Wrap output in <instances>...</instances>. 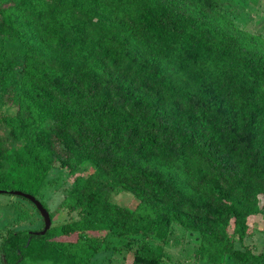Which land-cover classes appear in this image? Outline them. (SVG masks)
<instances>
[{
	"label": "trees",
	"instance_id": "trees-1",
	"mask_svg": "<svg viewBox=\"0 0 264 264\" xmlns=\"http://www.w3.org/2000/svg\"><path fill=\"white\" fill-rule=\"evenodd\" d=\"M225 1L0 0V39L19 45L0 43V189L51 219L36 234L34 204L1 193L17 198L0 204L1 264L106 251L162 264L173 224L196 235L199 260L264 264L244 245L248 217L264 219V36ZM83 163L50 211V174ZM122 190L133 209L113 201ZM34 214L40 226L20 227Z\"/></svg>",
	"mask_w": 264,
	"mask_h": 264
},
{
	"label": "rangeland",
	"instance_id": "rangeland-1",
	"mask_svg": "<svg viewBox=\"0 0 264 264\" xmlns=\"http://www.w3.org/2000/svg\"><path fill=\"white\" fill-rule=\"evenodd\" d=\"M223 10L227 12L230 18L239 25L241 28L253 33L264 36V0H226ZM0 43L6 48L12 51L19 52V45L15 41L0 39ZM92 171V167L83 163L79 166L77 171L70 175L65 171L52 172L50 174L51 182L46 186L43 193L44 202L47 207L52 211L63 198V188L68 185H72L76 182L77 177H85ZM17 199L14 196H9L0 193V204L4 205ZM113 201L126 206L129 209H133L138 200L127 190H122L112 197ZM25 203V202H24ZM29 207V203H25ZM3 209V206H1ZM19 212H15V216ZM2 217V211L0 210V219ZM67 217L66 211L61 210L56 213L54 219L61 221ZM32 219H36L33 224H30L28 220L24 221L20 227H37L41 225V220L38 215L34 214ZM264 219L260 214H254L248 217L249 233L244 240V245L248 246L255 253L264 252V233L262 227ZM2 225V223L0 224ZM153 245L159 244L157 239H150ZM198 240L196 235L192 232L186 231L184 227L178 224H173L170 236L163 244L165 252L164 262L162 264H210L205 260H199L196 257L195 249L197 247ZM125 255V258L123 257ZM131 253L120 252H100L93 258L92 264H129L131 262ZM1 264V261H0ZM223 264H243L235 263L231 260H227ZM246 264H254L252 262Z\"/></svg>",
	"mask_w": 264,
	"mask_h": 264
},
{
	"label": "water",
	"instance_id": "water-1",
	"mask_svg": "<svg viewBox=\"0 0 264 264\" xmlns=\"http://www.w3.org/2000/svg\"><path fill=\"white\" fill-rule=\"evenodd\" d=\"M0 193H9L12 195H19V196H23L26 199L30 200L34 204L36 209L39 211V214L43 219V228L39 231H34V232L39 235L45 234V232L49 229L51 225V219H50L48 210L46 209V207L43 206L40 200H38L35 196L29 193L20 191V190L0 189Z\"/></svg>",
	"mask_w": 264,
	"mask_h": 264
}]
</instances>
